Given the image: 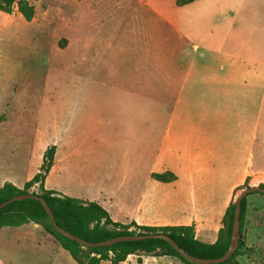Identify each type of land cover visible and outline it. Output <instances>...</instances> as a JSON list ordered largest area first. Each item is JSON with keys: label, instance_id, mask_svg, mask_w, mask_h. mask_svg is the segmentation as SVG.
<instances>
[{"label": "rangeland", "instance_id": "1", "mask_svg": "<svg viewBox=\"0 0 264 264\" xmlns=\"http://www.w3.org/2000/svg\"><path fill=\"white\" fill-rule=\"evenodd\" d=\"M28 1L35 11L30 21L16 7L11 14L0 12V172L14 182L30 179L58 140L48 188L89 199L95 193L89 188L92 179L106 190L120 182L132 186L131 176L137 185L151 164L162 108L172 98L150 88L148 102L138 93L148 72L158 68L156 54L127 14L142 0ZM161 1L175 8L174 0ZM215 3L219 8L240 5V55L264 62V0ZM149 81L156 84L155 78ZM260 83L262 122L264 77ZM70 136L74 143H67ZM74 148L80 154H71ZM256 153L264 163L263 150ZM258 181L264 185V178ZM135 189L129 190L131 196ZM30 191L36 193L37 185ZM119 191L124 194L126 187ZM247 201L242 235L250 250L243 257L264 264V196L252 194ZM39 231L30 224L0 229V264H76ZM139 260L145 259L129 256L127 264Z\"/></svg>", "mask_w": 264, "mask_h": 264}, {"label": "crops", "instance_id": "2", "mask_svg": "<svg viewBox=\"0 0 264 264\" xmlns=\"http://www.w3.org/2000/svg\"><path fill=\"white\" fill-rule=\"evenodd\" d=\"M215 1L195 0L177 7L174 0L175 8L161 0L135 1L128 18L156 54L157 67H163L148 72L145 87L138 93L146 94L148 102L150 88L153 94H172V98L162 108L164 119L143 179L134 185L131 176L132 186L120 182L108 190L92 179L89 188L95 193L89 199L77 198L97 202L114 222L193 226L195 238L208 244L217 238L225 209L236 198L235 189L246 179L257 186L258 179L264 178V163L256 153L259 147L264 152L260 83L264 62L240 55V5L219 8ZM150 78H155V85L150 86ZM145 111L149 124L147 101ZM66 139L75 141L73 136ZM54 141L51 168L59 144ZM71 154L80 150L74 148ZM167 171L176 176L174 181L162 183L150 177ZM47 175L43 186L54 190L45 184ZM27 180L14 182L0 172V187L11 183L21 188ZM123 185L126 192L120 194ZM133 187L136 193L131 196ZM129 256L144 257L140 264H177L169 256ZM129 256L119 264H127ZM239 262L250 264L244 257Z\"/></svg>", "mask_w": 264, "mask_h": 264}, {"label": "trees", "instance_id": "3", "mask_svg": "<svg viewBox=\"0 0 264 264\" xmlns=\"http://www.w3.org/2000/svg\"><path fill=\"white\" fill-rule=\"evenodd\" d=\"M194 1L175 0V5L181 7ZM14 7H16L24 20L30 21L33 18L34 7L28 0H0V12L11 14ZM53 155V146L46 149L39 171L27 180L21 188L11 183H4L0 187V204L19 195H38L49 205L55 222L59 227L88 242H101L127 235L162 233L168 235L178 247L194 257L216 258L222 256L227 250L233 223V199L225 209L222 217V226L218 230L216 240L211 244L196 239L193 226L147 227L137 226L134 222L125 224L114 222L111 220L108 212L97 202L64 196L54 190L44 188V179L51 168ZM150 177L162 183H169L176 179V176L168 171L152 173ZM247 181L246 179L243 185L236 188L234 193L247 188ZM35 185L38 187L36 193L30 191ZM258 186L264 188L263 184H259ZM252 194L264 196L260 192H251L242 198L239 216L240 239L237 248L226 261L219 264H240L239 258L245 256L250 250L246 248L242 234L248 205L247 198ZM27 224L38 226L44 234L53 238L56 244L65 250L76 264H101L103 261H107L110 264H119L125 261L129 255L169 256L178 259L181 264H194L183 259L162 239L118 242L106 247H83L77 242L62 236L54 229L48 215L36 199L17 200L0 208V229L7 227L16 228Z\"/></svg>", "mask_w": 264, "mask_h": 264}, {"label": "water", "instance_id": "4", "mask_svg": "<svg viewBox=\"0 0 264 264\" xmlns=\"http://www.w3.org/2000/svg\"><path fill=\"white\" fill-rule=\"evenodd\" d=\"M251 192H260L264 194V188H261L259 186H248L245 189H242L239 191L238 196L236 197V200L234 201V211H233V223L231 227V235H230V241L227 250L225 253L216 258H198L194 257L185 251H183L178 245L170 238L168 235L157 233V234H143V235H127V236H119L110 240L101 241V242H88L85 241L72 233L62 229L59 227L54 219V215L52 213V210L50 209L49 205L46 203V201L35 194H24L19 195L16 197H13L9 199L8 201H5L0 204V208H3L4 206L8 205L11 202L17 201V200H23L27 198L36 199L40 202L43 209L45 210V213L48 215L51 224L53 225L54 229L61 234L62 236L73 240L80 244L83 247H106L113 244H116L118 242H133V241H140V240H146V239H162L166 241L183 259L190 263L194 264H219L224 261H226L236 250L238 241L240 239L239 234V228H240V204L243 197H245L247 194Z\"/></svg>", "mask_w": 264, "mask_h": 264}]
</instances>
